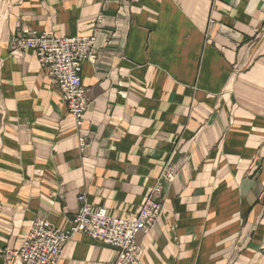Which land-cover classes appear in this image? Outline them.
<instances>
[{
    "label": "crops",
    "instance_id": "crops-1",
    "mask_svg": "<svg viewBox=\"0 0 264 264\" xmlns=\"http://www.w3.org/2000/svg\"><path fill=\"white\" fill-rule=\"evenodd\" d=\"M0 264L37 219L134 218L164 167L135 264H264V0H2ZM93 37L81 128L22 39ZM79 133L85 145L78 144ZM74 234L56 264H114Z\"/></svg>",
    "mask_w": 264,
    "mask_h": 264
},
{
    "label": "built area",
    "instance_id": "built-area-1",
    "mask_svg": "<svg viewBox=\"0 0 264 264\" xmlns=\"http://www.w3.org/2000/svg\"><path fill=\"white\" fill-rule=\"evenodd\" d=\"M22 49L34 51L42 69L50 76L61 93L70 115L81 128L87 108L81 82V61L94 59L93 37H55L50 33L31 32L22 39ZM78 144L85 145V135L79 133ZM175 172L164 167L154 181L143 204L132 219L108 214L104 207L92 209L85 193L77 196L79 203L67 229H58L47 221L37 219L19 248L8 252L22 264H56L67 243L76 233H81L115 250L114 264H135L138 257L136 236L146 231L162 210L157 199L164 182L171 181Z\"/></svg>",
    "mask_w": 264,
    "mask_h": 264
},
{
    "label": "rangeland",
    "instance_id": "rangeland-1",
    "mask_svg": "<svg viewBox=\"0 0 264 264\" xmlns=\"http://www.w3.org/2000/svg\"><path fill=\"white\" fill-rule=\"evenodd\" d=\"M1 8H2V0H0V23H1V20H2Z\"/></svg>",
    "mask_w": 264,
    "mask_h": 264
}]
</instances>
